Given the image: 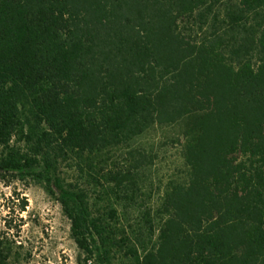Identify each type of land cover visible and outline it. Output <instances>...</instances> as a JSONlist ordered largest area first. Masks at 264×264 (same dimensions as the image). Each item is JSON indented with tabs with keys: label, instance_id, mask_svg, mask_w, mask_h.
Listing matches in <instances>:
<instances>
[{
	"label": "trees",
	"instance_id": "trees-1",
	"mask_svg": "<svg viewBox=\"0 0 264 264\" xmlns=\"http://www.w3.org/2000/svg\"><path fill=\"white\" fill-rule=\"evenodd\" d=\"M157 127L184 163L134 264H264V0H0V174L43 183L99 264L127 229L60 164L86 157L134 201Z\"/></svg>",
	"mask_w": 264,
	"mask_h": 264
},
{
	"label": "rangeland",
	"instance_id": "rangeland-1",
	"mask_svg": "<svg viewBox=\"0 0 264 264\" xmlns=\"http://www.w3.org/2000/svg\"><path fill=\"white\" fill-rule=\"evenodd\" d=\"M136 145L153 151L158 159L145 173V186L134 201L124 194L115 195L100 167L91 166L88 158H69L60 164V175L67 183L78 184L89 193L96 214L118 210L130 238L114 251L112 264H134L129 247L150 242L149 231L144 230L146 212L160 199L170 175L184 163L181 147L173 142L168 128L150 130ZM0 239L10 249L11 264H99L78 246L61 203L34 176L0 174Z\"/></svg>",
	"mask_w": 264,
	"mask_h": 264
}]
</instances>
